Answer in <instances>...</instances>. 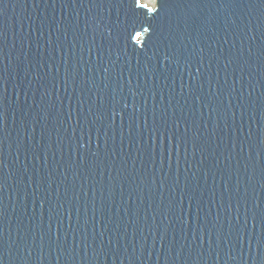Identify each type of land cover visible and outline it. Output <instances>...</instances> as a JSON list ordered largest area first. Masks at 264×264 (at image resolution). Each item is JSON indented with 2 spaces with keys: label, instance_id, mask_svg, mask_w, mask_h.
Here are the masks:
<instances>
[{
  "label": "water",
  "instance_id": "obj_1",
  "mask_svg": "<svg viewBox=\"0 0 264 264\" xmlns=\"http://www.w3.org/2000/svg\"><path fill=\"white\" fill-rule=\"evenodd\" d=\"M0 0V264H264V0Z\"/></svg>",
  "mask_w": 264,
  "mask_h": 264
},
{
  "label": "snow or ice",
  "instance_id": "obj_2",
  "mask_svg": "<svg viewBox=\"0 0 264 264\" xmlns=\"http://www.w3.org/2000/svg\"><path fill=\"white\" fill-rule=\"evenodd\" d=\"M136 4L138 7L146 8L149 12H155V8H148L147 5L140 4V0H136Z\"/></svg>",
  "mask_w": 264,
  "mask_h": 264
},
{
  "label": "rangeland",
  "instance_id": "obj_3",
  "mask_svg": "<svg viewBox=\"0 0 264 264\" xmlns=\"http://www.w3.org/2000/svg\"><path fill=\"white\" fill-rule=\"evenodd\" d=\"M144 2L147 3V4H148V3H149V4H150V3L153 4V3H154V0H144Z\"/></svg>",
  "mask_w": 264,
  "mask_h": 264
}]
</instances>
